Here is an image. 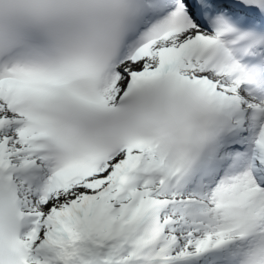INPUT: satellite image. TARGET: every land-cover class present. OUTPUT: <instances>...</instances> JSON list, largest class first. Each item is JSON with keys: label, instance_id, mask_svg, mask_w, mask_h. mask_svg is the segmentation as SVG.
<instances>
[{"label": "snow or ice", "instance_id": "1", "mask_svg": "<svg viewBox=\"0 0 264 264\" xmlns=\"http://www.w3.org/2000/svg\"><path fill=\"white\" fill-rule=\"evenodd\" d=\"M245 18L264 0H0V264H264Z\"/></svg>", "mask_w": 264, "mask_h": 264}]
</instances>
